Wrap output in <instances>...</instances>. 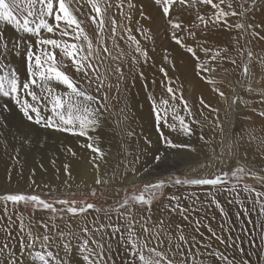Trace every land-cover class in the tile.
<instances>
[{
    "label": "snow or ice",
    "instance_id": "1",
    "mask_svg": "<svg viewBox=\"0 0 264 264\" xmlns=\"http://www.w3.org/2000/svg\"><path fill=\"white\" fill-rule=\"evenodd\" d=\"M198 2L210 6L212 11L203 15L198 11L196 21L191 26L185 25L180 16L195 7L197 0H148V6L159 13L167 25L166 31L171 41L192 61L195 75L214 86L213 91L218 92L224 99L230 112L238 100L243 101L234 94V98L229 103L225 94L215 87L218 81L214 74L217 72V64L224 59L230 60L233 64L236 61L224 55L228 51L227 48L208 47L207 37L198 36L197 28L203 24L204 28L201 32H204L209 27L216 28L223 25L226 29L235 28L241 31V38L246 41L244 50L246 61L243 62L242 77L247 79L251 91L255 76L249 65L254 59H260V62L264 63V58L255 57L253 52L247 49L249 36L264 40V35L257 31L258 28L264 30V21L257 25L249 20L250 12L257 7L260 0H251L250 3L249 0H235L239 10L234 7V0H227V10L223 7L225 0H219V3L214 0H198ZM148 6L140 2L137 8V0H117L115 4L112 0H0V24L11 28L15 33L14 36L0 33V60L8 54L19 57L23 51L27 73L26 78L21 81L14 67L7 62L0 63V73H2L0 97L9 98L11 104L15 106L13 112L8 103L0 105V149L20 165L21 178L30 153L26 152L21 156L20 150L29 145L43 148L47 141L41 142L38 136H32L27 127L24 131L17 127L15 132H11V120L17 115L21 125L26 123L27 126H39L53 133L84 137L87 142L80 147L92 153L89 163L97 172L96 185L106 186L111 183L107 177L101 178L99 175L100 164L104 162L106 153L100 145L99 136H93L91 133L97 131L102 121L106 119L105 113L109 111L107 93L102 99L99 95L104 89L105 73L111 72L116 76L118 89L119 82L123 79V72L119 65L112 69L105 67V64L109 59L120 58L131 59L133 66L139 64L141 60L148 62V51L133 35L130 27L131 23L135 22V31L139 32L144 40L152 39L150 29L140 21H134L133 17V13L139 11L141 19L151 23L153 17L148 14ZM113 7L119 11L121 20H128V25L122 22L118 24L116 16L112 13ZM229 17H236L238 21L234 25L230 24ZM21 33L24 35H20ZM189 38L195 42V46L188 42ZM118 39L124 40L129 49L128 53H122L121 57L112 55V48L118 46ZM109 41L112 48L109 47ZM236 43L239 44V40H236ZM244 51L241 52L242 55ZM200 52L204 54L205 59H201ZM164 61L165 64L169 62L167 56ZM101 68H104V72L100 71ZM172 69L175 70L174 62ZM159 72L162 74L161 87L166 89V95L157 98L150 92L147 99L160 132V140L166 148L194 152L196 149L191 144L178 143L164 134L163 130L167 128L170 132L185 137L191 136L193 135L191 124L199 121L195 120L192 109L183 96L182 88L174 86L175 81L169 76L166 67L160 66ZM140 78L144 81L145 90L148 91V81L143 72L140 73ZM152 83L155 84L156 80L153 79ZM94 85L95 94L92 91ZM111 87L108 86L109 90ZM261 100L264 103V93H261ZM200 105L201 109L210 108L218 117L219 110L211 108L203 98L200 100ZM216 126L220 127L218 118ZM221 133L223 134L222 127ZM8 134L12 136L11 141L7 138ZM127 134L132 135L131 132ZM200 138L202 141L205 139L203 134ZM60 147L65 156L76 158L77 154L71 145L61 144ZM165 157L164 152H157L154 155L156 167L160 166ZM22 160L24 163H21ZM50 162L56 168L59 179L61 170L56 167V158H52ZM39 167L44 169L42 161ZM72 167L71 161L63 163V173L68 177L63 184L67 188L72 187L69 183ZM132 171L134 181L140 182V174L134 168ZM144 172L151 174L148 168H145ZM240 174L264 179L258 176L254 169L239 167L231 174L224 171L196 178L177 177L173 180L170 177L168 182L164 179L156 182L148 181L144 182L143 188L138 192L129 194L125 189L122 198L116 200L112 206L101 209L93 203L60 198V189L56 186L50 188L47 182H42L44 188H50L46 193L47 198L36 194L34 192V187L37 186L36 168L33 167L25 181L28 184L27 189H21L19 186L15 190L0 188V206H2L0 233L3 235V243H0V264H118V262L119 264H264V230L259 234V244L255 242L256 236H253L249 242V250L245 252L242 246L232 240L230 234L226 240L223 236H217L209 226L205 225L209 227L212 236L225 246L220 250L218 247L213 248L211 243L197 241L195 236L190 242L184 234V226L175 224L171 215L166 220L153 219V201L157 199V193L162 192L167 183H172L210 186L217 192L228 193L229 196L234 197L235 203L241 205L244 215L249 218L248 223L252 224L251 214L257 209L258 216L264 217V191L257 190L249 184L243 185L242 191L247 194L248 202L252 205L249 210L240 198L241 189L238 182L234 183L231 179ZM8 181H12L11 168H9ZM133 186L135 187V183ZM95 191L93 189V195ZM206 196L211 197L209 202L216 204L222 215H226L214 192L210 191ZM168 201L160 209L161 212L168 211L184 220L189 219L188 213L192 209L183 206L181 197L171 195ZM228 202L232 203L233 200ZM29 207L32 208L33 213L42 211L50 215L48 219L40 220H35L33 216L25 217L24 209ZM92 211L104 212L107 223L102 222L97 216L92 219L89 226L88 216ZM113 212L116 214V222L111 218ZM58 215L61 219L65 215L73 219L83 217V225L78 232L70 228L65 231L55 222ZM237 216L239 218L240 213H237ZM195 226L196 231L199 232V220L195 222ZM173 227L177 230L176 236L171 234ZM259 227V221L253 224V229ZM165 241L167 247H164ZM236 249L239 255H236ZM229 250H233L231 257L228 255Z\"/></svg>",
    "mask_w": 264,
    "mask_h": 264
},
{
    "label": "rangeland",
    "instance_id": "2",
    "mask_svg": "<svg viewBox=\"0 0 264 264\" xmlns=\"http://www.w3.org/2000/svg\"><path fill=\"white\" fill-rule=\"evenodd\" d=\"M116 2L117 0H112L113 4ZM140 2H143L146 6H148V0H137V8H139ZM214 2L219 3V0H214ZM250 2L251 0H249V3ZM224 6H227V4L225 3L223 7ZM234 7L239 10L238 4L235 2V0ZM205 8L206 6L199 4L197 0L196 6L188 9V11H190L193 16H196L195 13L198 11L202 12L206 10ZM225 10H227V7ZM112 13L116 16L118 24L122 22L124 25H128V20H121L120 13L117 9H115V7L112 9ZM124 13L125 15L127 14L126 7L124 9ZM148 14L153 17V21L151 23L147 20H142L139 11L133 13V17L134 21H140L146 28L150 29L152 39L144 40L140 33L135 31V22L131 23L130 25L133 30V35H135L137 39L141 41L142 46H144L149 53L148 62L145 63L143 60H141L139 64L133 66L131 59L125 60L120 58L117 60L109 59L105 64V67L110 66L112 69H115L116 66L119 65L123 72V78L128 82L125 84H120L117 89L116 85L112 83L117 81L116 76L111 72L105 73L104 81H106L107 85H111L112 87L109 90V88L104 85V89L101 91L102 93L99 94L101 99L104 97L105 93H107L108 97L107 104L109 106V111L108 113H105L106 120L104 121L107 124L109 123L108 125L114 134L115 140L113 139V145H116L113 146L115 148L114 155L117 154V157L115 155L116 158H114V166L117 167L119 164L121 169L123 168L125 172L131 171V173H133V168L136 169L138 173L143 172L145 168H148L149 171L154 172V178L150 180L151 182H156L160 179H164L166 182H168L170 177L173 180L177 177L180 179L196 178L199 176L218 174L219 172L224 171H227L229 174H231L234 169L239 167L254 169L258 176L264 177V115H261V113H264V103L256 98L258 97L257 95L264 93V63H261L260 59H254L249 65L250 70L255 76V79L252 81L251 91H249L247 79L242 77L244 66L243 62L246 61V51H244L246 46L245 39H243V44L241 43L238 47V54L235 57V54L232 52L228 54V56L236 59L235 64H230L227 62V59H224L222 62L217 64V72L214 75L218 83L215 85V87L219 88L220 91L225 94V98L229 103L234 98V94L243 101L239 102L238 100L237 104L229 112L224 99L220 97L218 92L213 91L214 86L197 77L193 71V64L191 63L192 61L187 57L186 54H184L182 49H179L176 45L173 46L174 43L171 41L169 38V33L166 31L167 25L161 19L159 13L155 12L154 8L148 6ZM184 14L180 16V19L185 25L191 26V24L194 23L196 19H192V21H190L191 23L186 24V18H184ZM173 16L175 17V12L173 13ZM249 20L257 25L264 21V0H260L257 7L252 12H250ZM237 21L238 18L236 17L228 18V22L230 24L234 25ZM157 26L159 27L158 30L156 29ZM202 26L204 27L203 24H200L197 28L198 36H206L207 42L211 43L209 38L213 33H216V29H213L211 33L208 31V29L207 31L201 32V29H203ZM222 27L224 26L222 25ZM223 30L225 33H229L231 31L226 28ZM91 31L92 30H90V32ZM257 31L261 32L262 29L258 28ZM12 32L13 31H11V28L0 24V33H3L6 36H14L15 33ZM20 35L24 34L21 33ZM121 35H123V33H121ZM126 38L127 37L125 36V39ZM250 38L252 37L249 36V39ZM188 42L195 46V42L192 41L191 38H189ZM117 45L118 46L116 48H112L111 41H109V47L112 48L113 56L121 57L122 53H128L129 49L124 40L118 39ZM253 48L249 47V44L247 45V49L251 50L255 56V49ZM242 51H244L243 55L241 54ZM201 53L202 52L199 53L201 59H205L204 54ZM165 56H167L169 61L167 64H165L164 61ZM174 57L180 58L181 60L187 62L188 66L185 68V72L177 69V67H175V70L172 69L171 66L174 62ZM5 62H7L11 67L15 68L21 81L26 78L27 73L25 61L23 59V51L19 57L11 54L5 55L3 59L0 60V63ZM146 64L147 66H145ZM162 65L166 67L169 76H171L175 81L174 86H179L182 88L183 96L188 102V106L192 109L195 120L199 121V123L191 124L193 129V135L191 136H177L174 134L175 132H170L167 128L163 130L164 134L170 136L178 143L185 141V143L191 144L196 149L194 152H188L187 150L182 149L166 148L163 142L160 140V132L158 131L155 124V118L151 114V105L148 102L147 97L149 93L152 92L157 98H159L160 91L166 90L165 88L161 87L162 74L159 72V67ZM141 67L142 69H140ZM134 69H136V71ZM100 71L104 72V68H101ZM141 72H143L144 76L147 78L148 91H146L143 87L144 81H142L140 78ZM153 79L156 80L155 84L152 83ZM120 87H122L121 90H119ZM141 88L143 89L141 90ZM92 91L93 94H95V85L93 86ZM121 91L122 94H130L129 101H127L126 105L128 110L125 113L123 112V115H121V110H118L117 108V96H119ZM201 98H203L206 104L210 105L211 108L219 110L218 117L216 113H213L210 110V108L201 109ZM6 103H8L13 112H15V106L14 104H11L9 98L0 97V105H4ZM129 109L131 110L130 112H133L132 115H130ZM140 112L142 114H140ZM181 114H184L182 108ZM217 118L220 121V127L216 126ZM129 119H133V123H131ZM121 121L123 122L120 124ZM118 122L119 126H117ZM17 127H20L21 131H24L26 127L29 128L31 135L34 137L38 136L41 142L46 140L47 146H50V144L53 143L56 138L58 139V136L63 137L66 135H64V133H53L50 130H44L35 125L27 126L26 123L21 125L18 115L11 120L12 129H10V131L15 132ZM221 127L223 129V134L221 133ZM139 130L141 132H139ZM128 132H131L132 135H128ZM254 133L259 134L260 142L257 145L249 147V149L245 148L240 151L241 148L249 145L247 140H249L251 136L254 135ZM118 134L120 137H117ZM202 134L205 138L204 141H202L200 138ZM74 138L75 141L78 142V146L87 142L84 137ZM103 145L108 147L107 145L111 144L109 142H107V144L103 142ZM31 147L32 146L29 145L26 149ZM117 147L119 149H117ZM36 148L40 149L38 146H36ZM82 149L88 151L86 148ZM157 152L166 153V157L159 167H156L153 160V157ZM130 155H134V163L122 164L126 156ZM125 165H131V167L126 168ZM119 171L121 170L119 169ZM109 173L112 172L109 171L107 174L102 170V173L99 175L105 178L106 175H110ZM92 174L93 178L97 176V172ZM231 179L234 183L238 182L241 189L240 198L244 201L245 206L251 210L252 205L248 202L247 194L242 191V187L244 184H249L257 190L264 191V179H258L257 177L247 174H240L238 177ZM35 180L37 186L34 187V192L36 194H40L44 198H47L46 193L50 191L51 186L62 185L60 188L56 186L58 189H60V198L93 203L97 208L101 209L112 206L116 200L122 198L125 195V189L129 194L132 192H138L143 188L144 184V182H142L136 184L135 187L133 185H118L116 187L106 188V186L96 185L95 182L91 183L87 187H81L74 183L71 184V188H67L64 184L59 185L57 183H53V180L49 181V179L39 176L38 174L35 175ZM42 182H47L48 184L51 183L49 185L50 188H44ZM24 188L27 189L28 186H24ZM93 189L96 190L95 195H93ZM210 191L215 193L216 199L223 207L224 213H226V215L221 214L220 209L217 208L216 204L209 202L211 197H207L206 193ZM171 195H177L181 197L184 207H191L192 210H190L188 213V220H184L180 216L171 214L168 211H160L163 205L169 202L168 197ZM185 197H188V199H184ZM229 200H233V202L229 203ZM57 207L60 206L57 205ZM0 210H2V206H0ZM152 210L157 211L156 217L153 218L154 220H159L161 218L166 220L171 215L175 224L184 226L183 231H186L188 228L186 225L187 223L191 225V229L196 231L195 222L199 220V232H202L203 234V232L209 230L210 227L217 236H223L226 240L230 234L232 240H234L237 245L242 246L245 252L249 250V242L252 240L253 236H256L255 242L259 244V234H261L262 230H264V217L258 216V209L256 212H252L251 220L253 223L250 224L248 223L249 218L244 215L243 211L241 210V205L235 203L233 196H229L226 192H217L214 189H211L210 186L174 185L172 183H167V186L162 190V192L157 193V199L153 201ZM24 213L25 217L33 216L35 220H40L42 218L48 219L50 215V213L42 211H36L33 213L31 207L24 209ZM237 213H240L239 218ZM97 216L102 222L107 223L104 212L97 213L92 211L88 216L89 226L91 225L92 219ZM111 218L114 222H116V214L114 212L111 213ZM257 221H259L260 227L253 229V224ZM55 222L59 224L61 229L65 231L70 228L72 231L78 232L80 226L83 225V217H76L73 219L71 216L65 215L64 218L61 219L58 215ZM205 225L209 227H205ZM172 232L177 235V230L175 227H173ZM200 236L201 240H210L214 248L218 247L220 250H223L225 247L224 245L220 244L214 236L211 238L207 237L205 234ZM203 250L204 249H201V251ZM235 251L236 255H239L238 249ZM232 254L233 250H229L228 255L231 257Z\"/></svg>",
    "mask_w": 264,
    "mask_h": 264
},
{
    "label": "bare ground",
    "instance_id": "3",
    "mask_svg": "<svg viewBox=\"0 0 264 264\" xmlns=\"http://www.w3.org/2000/svg\"><path fill=\"white\" fill-rule=\"evenodd\" d=\"M225 3L227 4V0L225 1ZM224 7L226 8L227 6H224ZM205 9L206 10L200 12V14L203 15V14H206V13H210L212 11V9L210 7H208V6H206ZM155 12H157V11L155 10ZM184 13H186V14H184ZM184 13L183 14H184V18H186V24L191 23L190 21H192V19H196V16H193L190 11L187 10ZM185 15H186V17H185ZM231 23H232V21H231ZM158 28L159 27L157 26L156 29L158 30ZM224 28L225 27H222V25L219 26V27H216V28H213V27H209L208 28V31L210 33H211V31L213 29H216L215 30L216 33H213L210 36L209 39L211 40V43L207 42V46L212 48V49H224V48H227L228 51L224 55L228 56V54L230 52H232L233 54H235L234 55V57H235L238 54L237 53L238 47L243 42V38H241V31L233 28V29H231V31L229 33H225L224 30H223ZM7 31H8V29H7ZM260 33H261V35H264V30H262ZM234 37L236 39H234ZM236 40H239V44L236 43ZM248 44H249V47H252V48L254 47L253 49H255L254 50L255 57L264 58V40H259V39H254V38H250L249 39V37H248ZM173 46H174V44H173ZM173 59H174L175 67H177V69H179V70L184 71L185 68L188 66L187 62L181 60L180 58L174 57ZM227 62H229L231 64L230 60H228V59H227ZM141 65H143V64H141ZM145 66H147V64ZM106 67H110V66H106ZM140 69H142V67ZM134 70L136 71V69H134ZM177 73H178V71H177ZM112 83L117 85L118 82L115 81V82H112ZM125 83H128V82L123 78L119 82V86H120V84H125ZM104 85L107 86V87L109 86V85L106 84V81H104ZM121 89H122V87H120L119 90H121ZM142 89L143 88H141V90ZM255 90H256V88H255ZM118 91H117V93H118ZM254 94H257V93H254ZM129 95H127L125 93L122 94V91H121L119 96H117V99H118L117 108H118V110H123L124 113L128 110V107L126 105H127V101H129ZM161 95H166V90L160 91V96ZM257 96L258 97H256V98L262 102L261 94L257 95ZM130 111L131 110L129 109V113H130V115H132L133 112H130ZM140 114H142V113L140 112ZM129 121L131 123H133V119H129ZM122 122L123 121H121L120 124ZM108 124L103 120L101 126L97 129V131H94V132L91 133V135H93V136H99L100 145H101L102 149L104 150V152L106 153L105 158H104V162L100 164L99 174L102 173V170L105 173H107V174H108L109 171L112 172V173H109L110 175H106V177H108L109 180L111 181V183L109 185H106V188H112V187H116L118 185H134V183L136 185L138 183L147 182V181L152 180V178H154V172L149 171L151 173L149 175L148 173H145L143 171V172L139 173L140 174V182L136 183L134 181V173H131V171L125 172L123 170V168L122 169L120 168L119 164H118L117 167L114 166L113 162H114V158L117 157V154H115L116 155V157H115V155H114L115 148L113 147L115 145V144L113 145L114 134H113V132H112V130H111V128H110V126ZM138 128H139V126H138ZM139 132H141V131L139 130ZM34 133H35V130H34ZM174 134L177 135V136H182V134H179V133H176V132ZM118 136H119V134L117 135V137ZM115 137H116V135H115ZM7 138H8L9 141L12 140V136L10 134L7 135ZM182 141H184V140H182ZM103 142H105L106 144H107V142H109L111 145H107L108 147H105L103 145ZM259 142H260L259 134L258 133H254V135L251 136V138L249 140H247V143H249V145L248 146L246 145L247 147L244 145L245 146L244 148L240 147L241 148L240 151L242 149H245V148L249 149V147L257 145ZM77 143L78 142L75 141V138L73 136H68L66 134L63 137L58 136V139L56 138L53 141V143L50 144V146L45 145V147H43V149H41V148L38 149V148L33 147V146L31 148H29V149H26L27 147L21 149L20 150L21 156H24V153H26V152L30 153V155L28 157L27 164L24 167L23 178H21V176H20V165L17 164V162L15 160H11L9 158V156L5 155L4 151L2 149H0V188L9 189V190H15L17 188V186H19L21 189H26V188H24V186L27 187L28 184L25 181H26L27 177L31 174V169L33 167L36 168V174H38L39 176H43L44 178L49 179V181L53 180L52 181L53 183H57L59 185L63 184V181L68 179V177H66L64 175V173H63V163L67 162V161H71L72 166H73L72 167V177H71L69 183L70 184H74L75 183V184H77L78 186H81V187L89 186L91 183H94L96 178H97V176L93 178V174L92 173H95L96 170L93 169V167H92V165L90 163H88L90 158H91V156H92V153L89 150L88 151L87 150L86 151L83 150L80 146H78ZM61 144L71 145L72 148L74 149V151L77 154L76 158H72L71 156H65L63 151L61 150V147H60ZM117 149H119V148L117 147ZM124 155H125V153H124ZM121 156H123V155H121ZM133 156L134 155L126 156V158L124 157L125 159L123 158L124 160H123L122 164L123 163L124 164L132 163L133 164L134 163V157ZM54 157L57 160L56 167L60 168V170H61L59 172V179H57L56 168H54L52 163L50 162L51 159L54 158ZM41 161L44 164V169H41L39 167V164H40ZM21 163H24L23 160L21 161ZM88 164L91 165V166H89ZM9 168H11V176H12V181L11 182L8 181ZM126 168H128V167L126 166ZM119 169L121 171H119ZM126 170H128V169H126ZM114 174H115V177H114ZM100 177L103 178L101 175H100ZM56 186H58V185H56ZM61 186H58V187L60 188ZM0 211H2V210H0ZM156 215H157V211H153V218H155ZM186 225L188 226V228L186 229V231H184V234L189 238V241L191 242V238L193 236H195L197 241H200L201 240V236L200 235H201L202 232L198 233L197 231L191 229V225L188 224V223ZM212 232H213V230H212ZM171 234L173 236H176L175 233H173V232ZM203 234H205L209 238L212 237V234H211V232H209V230L204 231ZM203 241L206 244L207 243H211L212 244V242H210V240H205L204 239ZM0 243H3V235H2V233H0ZM212 246H213V244H212ZM164 247H167V241H165ZM173 247H174V244H173ZM213 248H214V246H213ZM17 249H18V244H17ZM193 251H195V249H193ZM61 254H62V252H61Z\"/></svg>",
    "mask_w": 264,
    "mask_h": 264
}]
</instances>
